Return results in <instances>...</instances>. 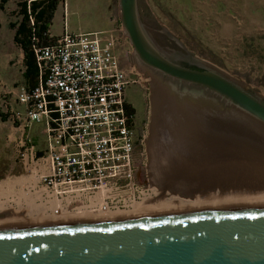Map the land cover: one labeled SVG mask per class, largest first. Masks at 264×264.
<instances>
[{
    "label": "rangeland",
    "instance_id": "374dc122",
    "mask_svg": "<svg viewBox=\"0 0 264 264\" xmlns=\"http://www.w3.org/2000/svg\"><path fill=\"white\" fill-rule=\"evenodd\" d=\"M17 1L11 0L7 10H0V78L6 85L10 82V87L0 83V191L16 208L19 196L27 191L32 196L38 194V190L30 191L31 175L18 156L16 142L23 133L14 128L9 117L4 121L1 116L6 115L3 94L12 91L14 101L24 83L23 52L16 46L12 49L13 30L9 27L10 21L17 20L12 12ZM139 8L145 24L151 23L159 32L166 30L176 40L171 48L178 50V43H182L199 62L219 69L264 100V0H139ZM110 15L117 21L116 28L121 27L119 0H65L55 13L50 31L56 35L103 32ZM6 53L13 55L10 67L4 62ZM130 63L140 76L127 90L126 99L135 109L138 137L145 140L149 160L148 170L139 172L141 183H149L151 189L160 187L159 177L168 173L171 177L184 174L187 180L215 178L218 173L240 174L230 177L243 179L264 175V127L228 110L203 89L164 77L143 65L136 55L130 57ZM153 78L161 80L164 88L154 90ZM169 134L180 138L172 144L173 154L168 157L172 151H165L162 144ZM24 136L45 150L44 123L33 125ZM159 153L164 156L159 157ZM23 181L26 186L20 185ZM15 183L18 186H13ZM35 223L31 227L73 222L49 223L43 219Z\"/></svg>",
    "mask_w": 264,
    "mask_h": 264
},
{
    "label": "built area",
    "instance_id": "2783aa9c",
    "mask_svg": "<svg viewBox=\"0 0 264 264\" xmlns=\"http://www.w3.org/2000/svg\"><path fill=\"white\" fill-rule=\"evenodd\" d=\"M36 53L38 84L23 83L14 101L6 91L3 104L23 133L16 147L35 178L30 191L38 190V202L55 215L96 214L127 210L151 196L150 184L138 179L148 170L145 140L126 108L127 90L140 72L130 63L134 51L124 28L65 33ZM41 123L47 137L39 155L24 133Z\"/></svg>",
    "mask_w": 264,
    "mask_h": 264
},
{
    "label": "water",
    "instance_id": "95a60500",
    "mask_svg": "<svg viewBox=\"0 0 264 264\" xmlns=\"http://www.w3.org/2000/svg\"><path fill=\"white\" fill-rule=\"evenodd\" d=\"M119 6L143 65L198 86L264 127L261 97L196 56L191 65L170 58L144 23L139 0H119ZM36 226L0 230V264H264V209Z\"/></svg>",
    "mask_w": 264,
    "mask_h": 264
},
{
    "label": "bare ground",
    "instance_id": "6f19581e",
    "mask_svg": "<svg viewBox=\"0 0 264 264\" xmlns=\"http://www.w3.org/2000/svg\"><path fill=\"white\" fill-rule=\"evenodd\" d=\"M160 81L159 79L156 80V78H153L152 85L154 90L164 88V83L162 84ZM152 128L153 126L151 125V129ZM166 138L168 139L162 144V148L170 152L172 151V144L178 142L180 137L173 138L169 134ZM177 145L179 146V144ZM177 145L176 148L180 150ZM196 145L197 144H195L194 147H196ZM171 154H173V151L166 156L169 157ZM158 156L162 157L164 155L159 153ZM260 166L262 165L260 164ZM179 171L182 172L181 169ZM163 174L162 172L161 175ZM168 174L159 177L162 178V180L160 179V187L154 186L152 188L154 197L151 195L143 198L141 201L134 203L132 209L116 212H97L96 214L90 211L78 213L66 210L61 215L63 216L62 219L65 218L68 222H82L127 219L145 217L147 215L150 217H163L200 212L233 211L252 208L264 209V175L243 179V177H230L239 176L240 174L229 175L227 173H218L217 175L219 176L215 178L201 177L199 179L195 178V180H192L193 178H188L187 180L184 174L182 176L176 174L174 177H171L172 175L170 173ZM30 180V182L33 183L35 178L30 176ZM23 184H25L24 181L22 182V185ZM38 195L39 194L32 196L31 192L28 193L27 191L26 194H23L27 200H25V197L19 196L15 201L18 207L16 208L14 205H10L8 198L0 191V198L5 197L3 200H0V230L37 224L35 222L42 221L43 219L47 221L51 220L48 218L50 213L46 212L47 207L41 210L40 207L43 205L40 202L35 203V199L40 197ZM17 203L19 205H17ZM67 220L64 221L66 222ZM54 223L56 222L54 221Z\"/></svg>",
    "mask_w": 264,
    "mask_h": 264
},
{
    "label": "trees",
    "instance_id": "16d2710c",
    "mask_svg": "<svg viewBox=\"0 0 264 264\" xmlns=\"http://www.w3.org/2000/svg\"><path fill=\"white\" fill-rule=\"evenodd\" d=\"M11 0H0V10L5 11L6 5ZM65 0H18L17 8L13 15L17 18L9 22V27L14 31L13 40L23 52L24 83L34 87L39 82V64L36 50L39 47L53 45L61 36L52 35L50 32L55 13L59 5ZM0 20V28H1ZM130 115L135 114L131 104H126ZM6 121L8 115L2 113ZM54 116L56 114L54 113ZM43 151H39L42 155Z\"/></svg>",
    "mask_w": 264,
    "mask_h": 264
},
{
    "label": "flooded vegetation",
    "instance_id": "af4514ba",
    "mask_svg": "<svg viewBox=\"0 0 264 264\" xmlns=\"http://www.w3.org/2000/svg\"><path fill=\"white\" fill-rule=\"evenodd\" d=\"M146 26L151 33L152 37L155 39V41L160 45V47L163 49V51L172 59L182 61L184 64H193L192 55L188 49L185 48V46L182 43H178L177 47L179 48H171L173 45V42L176 43V40L168 34V32L165 30L164 32H159L156 28L153 27V25L146 21ZM162 36L166 37V39H162ZM173 41V42H172ZM164 42V43H163ZM163 44V45H161ZM133 55L131 56L132 59ZM134 59V58H133ZM133 86V85H132ZM196 86V85H193ZM198 87V86H197ZM131 88V87H130ZM205 93V91H204ZM207 93V92H206ZM209 97V93H207Z\"/></svg>",
    "mask_w": 264,
    "mask_h": 264
},
{
    "label": "crops",
    "instance_id": "0c3cea01",
    "mask_svg": "<svg viewBox=\"0 0 264 264\" xmlns=\"http://www.w3.org/2000/svg\"><path fill=\"white\" fill-rule=\"evenodd\" d=\"M11 2V1H10ZM10 2H8V4L6 5V10H7V8H8V5H9V3ZM110 17V20H109V22H108V24L106 25V29H104V30H109V29H112V28H116V25H117V21H116V19L115 18H112V16L110 15L109 16ZM12 30V29H11ZM103 30V31H104ZM51 32V31H50ZM52 35H55V36H62V35H56V34H53V33H51ZM13 36H14V31H13ZM13 46H12V49H14V46H16V44H15V42H14V40H13ZM17 47V46H16ZM17 49H19L20 51H21V53H22V50L19 48V47H17ZM12 58H13V55L11 54V53H6V56H5V58H4V62L6 63V65L8 66V67H10V64L12 65V64H14L13 62H12ZM0 80H1V78H0ZM10 80H12V78H10L9 79V81ZM1 82H3L2 80L0 81V83ZM3 84H5V82H3ZM6 85V84H5ZM7 87H10V82H9V84L8 85H6ZM15 86H18V85H15ZM2 90H3V87H0V93L2 94ZM12 90H14V89H12ZM31 181V180H30ZM16 184V183H15ZM13 185V186H18V184H16V185ZM20 185H22V182H21V184ZM25 185V184H24ZM26 186V185H25ZM50 216H54V217H51L50 219L51 220H48L49 221V223H54V221L55 220H59L60 222H56V223H61V222H65L64 220H67V219H65V218H63L62 219V217L63 216H61L60 215V217H59V215H55V214H51L50 213ZM57 217V218H56ZM53 219V220H52ZM46 220V219H45ZM43 221V220H42ZM47 221V220H46ZM47 221V222H48ZM52 221V222H51ZM66 222H68V220L66 221Z\"/></svg>",
    "mask_w": 264,
    "mask_h": 264
}]
</instances>
